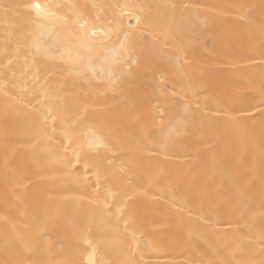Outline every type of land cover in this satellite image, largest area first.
I'll list each match as a JSON object with an SVG mask.
<instances>
[{
    "label": "bare ground",
    "instance_id": "6f19581e",
    "mask_svg": "<svg viewBox=\"0 0 264 264\" xmlns=\"http://www.w3.org/2000/svg\"><path fill=\"white\" fill-rule=\"evenodd\" d=\"M262 240L264 0H0V264H264Z\"/></svg>",
    "mask_w": 264,
    "mask_h": 264
},
{
    "label": "snow or ice",
    "instance_id": "6c2138e0",
    "mask_svg": "<svg viewBox=\"0 0 264 264\" xmlns=\"http://www.w3.org/2000/svg\"><path fill=\"white\" fill-rule=\"evenodd\" d=\"M31 7H33L36 10L37 16L38 17H43V18H48V17H55L56 13L55 12H49L48 11V5H41L40 3H35L34 5H31ZM81 29H84L87 27V22H85V24L80 25ZM98 33L94 30L91 33L92 37L97 36ZM104 35H107V33H104ZM84 41H87L89 39V37L85 34L84 37L81 38ZM102 143V138L99 136H96L95 139L93 141L89 142V147H95L98 144ZM262 243H264V240H262Z\"/></svg>",
    "mask_w": 264,
    "mask_h": 264
}]
</instances>
